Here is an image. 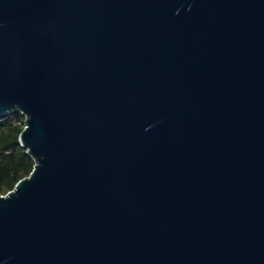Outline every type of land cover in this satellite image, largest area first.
Wrapping results in <instances>:
<instances>
[{
    "label": "water",
    "instance_id": "obj_1",
    "mask_svg": "<svg viewBox=\"0 0 264 264\" xmlns=\"http://www.w3.org/2000/svg\"><path fill=\"white\" fill-rule=\"evenodd\" d=\"M11 111L0 264H264V0H0Z\"/></svg>",
    "mask_w": 264,
    "mask_h": 264
},
{
    "label": "trees",
    "instance_id": "obj_2",
    "mask_svg": "<svg viewBox=\"0 0 264 264\" xmlns=\"http://www.w3.org/2000/svg\"><path fill=\"white\" fill-rule=\"evenodd\" d=\"M22 118L20 111L0 114V194L27 175L33 164V159L17 138L23 126Z\"/></svg>",
    "mask_w": 264,
    "mask_h": 264
}]
</instances>
